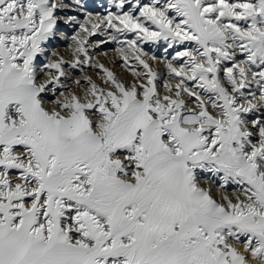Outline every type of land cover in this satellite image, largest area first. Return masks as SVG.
Instances as JSON below:
<instances>
[{
  "label": "snow or ice",
  "instance_id": "snow-or-ice-1",
  "mask_svg": "<svg viewBox=\"0 0 264 264\" xmlns=\"http://www.w3.org/2000/svg\"><path fill=\"white\" fill-rule=\"evenodd\" d=\"M65 7L0 0V264H264V122L234 95L251 80L264 104V0H120L80 23L72 67L89 64L84 45L106 23L169 47L194 42L173 57H187L180 68L168 64L175 87L157 92L134 39L117 51L148 70L146 85L97 63L103 87L86 76L46 99L64 62L45 65L59 75L41 82L34 60ZM204 173L236 195L214 197Z\"/></svg>",
  "mask_w": 264,
  "mask_h": 264
},
{
  "label": "bare ground",
  "instance_id": "bare-ground-1",
  "mask_svg": "<svg viewBox=\"0 0 264 264\" xmlns=\"http://www.w3.org/2000/svg\"><path fill=\"white\" fill-rule=\"evenodd\" d=\"M57 1H56L57 3H64L67 5V7L58 8L56 11H57V13L64 16L63 19L62 18L60 19V17H59L57 19V23L61 24V29H63L65 31V33L68 34V36L63 37V35L61 34L58 37V35H57V40H55V43H53V44H51L50 42H49V44H46V41H44L43 44H44V46L46 45L45 47L47 49L45 50L42 47L44 49L43 53L46 52L50 56H55L56 58H61L62 60L64 57L71 56V61L70 60L67 61V58H66V60L65 59L63 60L64 69L62 68V70L65 72V75L60 76L59 83H57L55 85L49 84L50 89L55 88L56 96H52V92L50 91L46 94V99H47V97H52L53 99L57 98L61 91H64L66 94L68 91H75L76 90L75 81L80 80L81 85H85L84 77H86V76L90 77L99 86L103 87L104 84H103V81L101 79V77L103 76V72L98 67L92 66V65L97 64V63L103 64L110 71H113L114 75L117 77L118 80H120L121 82H125L129 86L134 82L137 84H140V83L145 84L144 82L147 81V71L148 70L143 69V67H142L143 65L140 64L139 62H137V63H139V65L138 64L135 65L136 63H133V61H131L132 59L130 61L128 60L127 66H123L124 60L122 59V54L117 51V49L121 45H123V47L125 49H127L128 48L127 41L134 40V39L137 41L136 48L138 50V55H140V59H143L147 64L150 63L151 65H149V66H151V67L155 66L156 70L158 71L157 73L155 72L156 73V80L155 81H160L162 83L164 82L165 84L166 83L172 84L173 88L175 87V84L179 81L178 80L179 77H171L169 75L168 64L171 62L183 64L184 60H186L185 58H179V59L174 60L173 57H175L176 54H174L171 57V60H167V58L172 53V51L175 50V44H173L172 47H169L168 43L165 42L163 39H160L161 41L160 40L152 41V40L137 39L136 33L128 32V31H125L122 34L117 33V32H115L114 29L106 28V25H102V28H105V31L103 33H101L100 30H97V33L95 35L88 37L89 43L84 45V47L87 49V52H88L89 57H90L89 64H81V65H78L77 67L73 68L72 64L75 62L77 57L73 55V53L75 51V41L72 38L74 36H77V34L79 33L80 23H83V21L89 17L95 18V17L106 16V15H108L109 11L116 13L117 9H116V7L112 6L109 3H108L109 7L104 8L101 6V8H99L98 5H94L95 0H82L81 2H76L77 0L76 1L75 0H57ZM99 1L101 2V0H99ZM82 2H84V3L82 4ZM116 2H118V1H116ZM68 3H71V4H68ZM147 3H150V2L148 0H140L141 5L147 4ZM133 4H135V0H133ZM125 5L128 6L129 4L125 3ZM125 5H124L123 10H126ZM138 15H139V12H138ZM69 17H75L76 19L71 20V19H68ZM148 27L151 30L155 29V26L151 25L150 23L148 24ZM107 34H109V35H107ZM113 35L116 36V39H112ZM142 35L143 34L141 33V36ZM52 37H54V36H49V39H51ZM187 44H188V47H191V49L196 47V45L192 41H184L183 42L184 47H186ZM161 46H163V47H161ZM49 57L46 60L49 59V63H54L55 60L53 58H49ZM128 57H130V55ZM239 58H241V57L239 56V54H237V58H236L237 61H239L238 60ZM80 59L82 60L83 57H80ZM49 63H46V65ZM230 66H231V64L229 62H227V61L223 62V67H230ZM177 67L179 68L178 65H177ZM134 71L137 73H141L142 75L133 76L132 73ZM37 74H38V77L43 75V77L41 79H39V81H41V82H47L50 78H53L54 76L59 75V73H57L55 69H48L46 67L38 68ZM49 74H51V75H49ZM218 75H219L222 83L227 84V81L224 78L223 71H221ZM192 83L195 84L196 82L192 81ZM193 86H195V85H193ZM81 91H82V88H81ZM241 91L244 93V96H240L239 94H234V95H237V100L245 101V102L248 101L251 97V95L249 94V91H251V90L250 89L248 90V88H245V89H241ZM163 92H164V90H163ZM251 93H253V92H251ZM163 94L165 95L166 93L164 92ZM163 94L161 93L162 96H163ZM258 95H259V92H258ZM192 99L193 98H191L189 100V102ZM257 101H255V102H257ZM257 105L258 106L255 110H253V113H254V115H256L259 118H262L264 120V104L257 102ZM192 107L195 108L196 106H192ZM210 185H211V183H210ZM206 187H207V185H206ZM218 190H220V189H218ZM221 194H222V192H221ZM230 195H228V196H230ZM239 245L240 244H237L236 247ZM239 248L242 249V247H239ZM250 264H254V262L250 261Z\"/></svg>",
  "mask_w": 264,
  "mask_h": 264
},
{
  "label": "rangeland",
  "instance_id": "rangeland-1",
  "mask_svg": "<svg viewBox=\"0 0 264 264\" xmlns=\"http://www.w3.org/2000/svg\"><path fill=\"white\" fill-rule=\"evenodd\" d=\"M57 1V0H56ZM76 1V0H75ZM82 0H77L76 2H81ZM116 1H118V2H116ZM149 2H150V0H148ZM58 2V1H57ZM120 2V0H101V2L98 0H95L94 1V5H98L99 6V8H101V6L102 7H104V8H106V7H109L108 6V3L109 4H111L112 6H114L115 7V4H117V3H119ZM84 2H82V4H83ZM68 4H71V3H68ZM127 4V3H126ZM126 6V5H125ZM129 6L130 5H128V6H126V10L127 9H129ZM109 12H112V11H109ZM112 13H114V12H112ZM115 14V13H114ZM56 15H57V17L59 18L60 17V19L62 18H64V16L63 15H61V14H59V13H57V11H56ZM135 15H138V11L135 13ZM106 25V24H105ZM54 35H52V36H54V37H52L51 39H49L48 38V40H46V44H49V42L51 43V44H53V43H55V40H57V35H58V37L62 34L63 35V37H67L68 36V34L67 33H65V31L63 30V29H61V24H59V23H57L56 24V27L54 28ZM110 34V33H109ZM109 34H107V35H109ZM141 35V34H140ZM56 36V37H55ZM66 40V39H65ZM161 41V40H160ZM166 42V41H165ZM168 43V42H167ZM46 46V45H45ZM44 46V44L42 43L41 44V47H43L45 50L47 49L46 47ZM51 46V45H50ZM161 47H163V46H161ZM180 48V49H179ZM49 49V48H48ZM55 49V48H54ZM161 49V48H160ZM187 50V51H191L192 49H191V47H188V44L186 45V47H184V45H183V43H181V44H175V50L174 51H172V53L169 55V57L167 58V60H171V57L174 55V54H176L177 52H179V51H185V50ZM50 55L48 54V53H41V54H39L37 57H36V59L34 60V65H35V67H36V70L38 71V68H43L45 65H46V63H49V59L48 60H46L48 57H49ZM129 56V55H128ZM127 56V57H128ZM49 58H53L54 60H55V62L54 63H56V62H58V61H60V60H62L61 58H56L55 56H50ZM66 58H67V61L68 60H70L71 61V56H69V57H64L63 58V60L65 59L66 60ZM70 58V59H69ZM134 58V59H133ZM185 59H187V57H184ZM60 59V60H59ZM129 61L131 60V61H133V63H136L135 65H139V63H137V62H139L138 60H136V58L133 56L132 57V55H130V57H128L127 58ZM241 58H239L238 60H240ZM175 62V61H174ZM132 63V62H131ZM172 63V65L173 66H175V67H177V65L179 66V68L183 65V64H178V63H173V62H171ZM148 65H151L150 63H148ZM181 65V66H180ZM143 67V66H142ZM62 68L64 69V66H63V64H62ZM149 68L150 69H152L154 72H158L157 70H156V68H155V66H149ZM178 68V67H177ZM143 69H145L144 67H143ZM43 77V75H41V76H39L38 77V79H41ZM146 78V77H145ZM180 79V78H179ZM178 79V80H179ZM251 80H249V87H248V90L250 89L251 91H249V93H251V92H254L255 94H256V96L258 97L259 95H258V92H259V86L254 82H250ZM155 83H156V87H157V92H159V94L161 95V93L163 94L164 92L166 93V91H165V89H164V85H165V83L163 82H160V81H154ZM145 83V85H146V83H147V81H145L144 82ZM190 83V84H189ZM163 84V85H162ZM186 85L191 89V88H193L194 86L193 85H195L194 83H192V81H187L186 82ZM163 87V88H162ZM162 88V89H161ZM161 89V90H160ZM163 90H164V92H163ZM197 91H200V89H196ZM161 92V93H160ZM257 92V93H256ZM167 94V93H166ZM164 95V94H163ZM162 96V95H161ZM187 99V98H186ZM249 100H253L252 102L254 103L255 101H257V100H254L253 99V97L251 96L250 97V99ZM238 101V103H245V101H239V100H237ZM257 102H259V101H257ZM257 102H255L256 104H257ZM192 103V104H191ZM196 101H195V98L193 97V99L188 103V106L189 107H191V108H194V107H192V106H196ZM191 104V105H190ZM246 119H248L249 120V122L251 123V121H253V120H260L261 122H264V120L262 119V118H259L258 116H256V115H254V113H253V111L252 112H250V113H248L247 114V117H246ZM216 177V178H215ZM200 179H201V186H205L206 187V185H207V187H209V186H211V188H212V191H213V195H214V197L216 196V197H218L219 195H221V192H222V194L223 195H230V197H234L235 195H236V191H237V189H238V186L237 185H232V184H230V185H228L227 186V188H226V190H218L219 189V184H220V180H219V178H218V176H213V175H211V173H204V174H202L201 175V177H200ZM208 180V181H207ZM211 180V181H210ZM214 181V182H213ZM219 181V182H218ZM207 182V183H206ZM210 183H211V185H210ZM204 184V185H203ZM206 184V185H205ZM216 189V190H215ZM235 190V191H234ZM216 191V192H215ZM219 191V192H218ZM232 191V192H231ZM217 195H216V194ZM220 193V194H219ZM219 194V195H218ZM236 246V245H235ZM239 247H242V243L239 245V246H237V248L238 249H240ZM240 250H242V249H240Z\"/></svg>",
  "mask_w": 264,
  "mask_h": 264
}]
</instances>
